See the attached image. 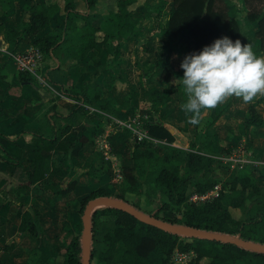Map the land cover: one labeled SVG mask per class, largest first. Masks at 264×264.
<instances>
[{
  "label": "trees",
  "instance_id": "obj_1",
  "mask_svg": "<svg viewBox=\"0 0 264 264\" xmlns=\"http://www.w3.org/2000/svg\"><path fill=\"white\" fill-rule=\"evenodd\" d=\"M115 1L117 12L108 8L104 15L95 12V8L102 4L100 0H51L50 3L24 5L27 20L22 19L13 28H5L0 22V35L2 34L4 40L10 44L9 51L14 54L20 38L49 26L52 16L62 10L63 28L51 30L33 43L44 57L54 55L58 58L56 71L51 70L48 73L46 82L61 85V78L65 72L79 64L91 50L101 51L106 47L108 52L106 67L110 68L113 58L123 46L118 37H130L136 32L128 18L135 11L131 8L136 6L137 0ZM167 1L171 5V10L167 15L165 29L174 37L180 34L191 37L194 41V53H199L216 39L227 36L233 42L239 39L242 44H251L257 57L264 54V0H241L242 17H238V11L232 7V0ZM13 2L14 0H0V16L11 11ZM80 5L83 7L82 10L78 7ZM143 7L148 12L160 13L164 7V0L155 5L144 4ZM117 14L124 20H118ZM242 21L247 29L257 26V31L253 33L257 42H250L243 35L240 27ZM110 38H114L115 41H111ZM143 50L151 52L147 47ZM170 52L171 50L167 48L163 56L154 53L155 62L149 64L150 69H160V78L164 82L175 74L169 60ZM96 66L99 64L96 63ZM109 73L113 80V73L111 71ZM178 76L183 78L182 69ZM0 77L1 79L5 77L2 74V67ZM19 79L34 80L33 76L26 72H19ZM89 85L96 89L93 96L87 95ZM59 95L72 99L74 104L66 113L56 111L54 104L46 109L41 128H46L48 133L40 129L24 128L18 134L19 136L28 133L33 145L32 169L16 174L18 180L16 188L24 194L32 193L33 187L39 191L49 190L55 194H68L74 188L75 181L69 182L64 188L55 181V177H64L65 170L55 160L54 155L61 152L64 155L68 153L71 156L76 155L80 145L87 141V137L79 134L81 126L91 127L96 119L111 121L118 115L121 107L128 105L127 99L118 106L109 97L101 98L96 79L84 83L81 89L63 90L55 97ZM148 99V108L154 120L147 123L148 138L142 141L132 138V166L121 169L122 180L119 184L108 190L96 189L86 196L80 202L79 214L82 215L83 206L92 198L114 196L124 199L127 195H137L144 186L146 189L144 193L147 196L152 190L163 200L157 208L159 211L154 214L156 218L161 211L175 212L173 218L164 220L264 244V194L255 179L258 171H264V166H260L257 171L258 166H255L253 158L248 156L250 161L242 168H233L232 173L221 183V190L216 195L204 200H193L194 195H203L216 187L217 181L213 174L220 167L228 166L222 157L230 155L233 149L218 145L209 133L196 148L189 146L185 149L173 145L174 135L164 126L163 106L169 101L168 95L149 90ZM229 104L227 101L216 107L214 118L208 124H213ZM263 124L264 118L256 107L249 103L238 128L243 133L250 126ZM70 131L76 133L72 141L66 138ZM124 132L132 136L128 129L125 128ZM246 146L250 148V144ZM0 160L16 169H19L21 163L18 157L12 155L1 144ZM18 206L21 218L18 231H27L32 237H37L38 211L33 210L31 213L22 204ZM230 207L240 208L243 217L233 218L229 212ZM90 223L92 233L90 264H169L170 255L174 250L195 253L194 264H264L263 253L248 251L230 243L172 234L143 223L116 207L105 206L95 209L90 216ZM13 249V243L0 245V251ZM81 251L79 235H74L59 259H62V264H80ZM203 258L208 259L207 262L203 263ZM93 259L95 261L91 263ZM0 264L7 263L0 258Z\"/></svg>",
  "mask_w": 264,
  "mask_h": 264
},
{
  "label": "crops",
  "instance_id": "obj_2",
  "mask_svg": "<svg viewBox=\"0 0 264 264\" xmlns=\"http://www.w3.org/2000/svg\"><path fill=\"white\" fill-rule=\"evenodd\" d=\"M100 1L102 4L98 6L100 8H95L96 13L104 15L108 12V8L117 12L115 0L109 5L107 0ZM50 2L51 0H14L11 11L0 16V22L5 28L16 27L22 19L27 20L28 15L23 10L24 5L33 6ZM135 9L128 19L136 28V32L130 37H118V41L123 46L113 58L110 68L106 67L108 58L106 47L101 51L91 50L79 64L65 72L61 78V85L56 82L50 84L46 80L45 84L39 83L33 75V81H21L19 72L11 60L10 44L4 40L2 34L0 35V67L5 76L4 79L0 77V144L21 160L19 169L0 160V245L14 244L13 250L0 251V258L7 264H23L21 261L24 255L22 257L16 255L22 252V242L29 245L34 242L35 247L39 244L28 254L35 262L36 259H40L38 264H47L45 260L54 262L57 256L65 253L67 244L79 233L77 231L82 225L78 214L80 202L96 189L108 190L119 184L122 180L118 179L121 169L132 166L133 137L126 135L125 128L120 127L117 122L144 116L146 123L142 122V124L146 130L147 123L154 120L148 108L149 90L169 97V101L163 106L164 126L174 135L173 145L185 149L189 146L196 148L209 133L214 142L224 148L231 147L236 150L239 147H246L254 165L258 166L257 171L260 166H264V124L250 126L243 133L238 128L249 103L245 104L242 99L233 96L225 101L230 102L229 106L213 124L206 127V124L214 118V109L202 110L199 125L193 126L187 122L190 115L180 107L184 100H187V96L178 73L182 69L181 63L184 58L194 53V41L186 34L174 37L165 29L167 15L171 10L170 3L169 6H165V11L160 13L148 12L143 5ZM117 19L124 20L118 14ZM63 26L64 12L60 10L52 16L49 26L20 38L15 53L34 48L33 43L36 40L44 37L51 30L62 29ZM110 39L115 41L114 38ZM144 47L149 48L151 52L144 51ZM167 48L171 50L169 60L175 74L164 82L160 78V69H150L149 64L155 62L154 53L163 56ZM261 56L264 54L259 55ZM96 63L99 66H96ZM58 64L59 60L56 56L44 57L40 67L43 77L46 79L48 73L55 70ZM110 71L113 73V80ZM182 72L184 76L183 69ZM93 79L98 81L101 98L109 97L119 106L126 96H130L129 105L120 109L118 115L111 121L96 119L91 127L81 126L79 134L87 137V141L80 145L76 155L71 156L69 153L64 155L62 152L54 155L55 160L65 170L64 177H55V181L62 188L69 182L75 181L74 188L68 194H55L49 190L39 191L35 187L30 194L20 192L16 188L18 183L16 174L32 169L33 145L28 133L19 136L18 134L24 128L40 129L48 133L46 128H41L46 109L54 104L56 111L66 113L74 104V101L68 97L55 96L63 90L81 89L84 83ZM95 90L94 86L89 85L87 95L93 96ZM251 103L264 118V96L256 97ZM75 136V131L66 134V138L70 141ZM247 144H250V148L246 146ZM226 164L228 166L220 167L213 175L217 185L210 192L211 196L221 190V183L233 171L231 164ZM255 179L264 194V171H258ZM18 204H22L31 213L33 210L38 211L37 237H32L27 231H18L21 221ZM229 212L235 219L243 217L240 208L230 207ZM158 216V219L164 220L161 212Z\"/></svg>",
  "mask_w": 264,
  "mask_h": 264
},
{
  "label": "clouds",
  "instance_id": "obj_3",
  "mask_svg": "<svg viewBox=\"0 0 264 264\" xmlns=\"http://www.w3.org/2000/svg\"><path fill=\"white\" fill-rule=\"evenodd\" d=\"M181 68L187 101L180 107L191 114L187 122L193 126L200 124L202 110L215 109L233 96L245 104L264 96V56L257 57L252 45L239 39H216L199 53L187 55Z\"/></svg>",
  "mask_w": 264,
  "mask_h": 264
},
{
  "label": "water",
  "instance_id": "obj_4",
  "mask_svg": "<svg viewBox=\"0 0 264 264\" xmlns=\"http://www.w3.org/2000/svg\"><path fill=\"white\" fill-rule=\"evenodd\" d=\"M100 205L116 207L122 211H125L126 213H128L129 215L133 216L135 219L143 223L155 226L163 231L172 234H176L183 237H189V238H199V239L212 240L222 243H230L248 251L264 254L263 243L254 242L251 240H245L238 236L230 235L226 233L207 231L183 224L167 222L158 219L151 214L144 213L138 208L131 205L130 203L123 201L121 199L110 196H99L88 200L82 211V215H81L82 231L80 235V243L82 244L81 249L83 251V254L81 255L80 264H90L91 249H92V239H91L92 233H91L90 216L95 209L100 208L98 207Z\"/></svg>",
  "mask_w": 264,
  "mask_h": 264
},
{
  "label": "rangeland",
  "instance_id": "obj_5",
  "mask_svg": "<svg viewBox=\"0 0 264 264\" xmlns=\"http://www.w3.org/2000/svg\"><path fill=\"white\" fill-rule=\"evenodd\" d=\"M159 1L160 0H137V2L135 4L136 6H134V8H131V9L132 10L133 9L136 10L135 7H138L139 6V8H141V6L144 5V4L155 5ZM240 1L241 0H232V7L236 11H238V17H242V15H243V12H241V9H240L241 8V2ZM107 3H108V5L109 4H112V0H107ZM111 6L112 5H110V7ZM165 6H169V2L167 0H164V7L161 9V12H164L165 11V9H164ZM78 7L81 10L83 9L82 5H80ZM240 27H241V31H242L243 35L246 36L249 39L250 42H253V41H256L257 42V40H255L254 35H253V33L255 31H257V26L256 25L252 29H247L246 26H245V24H243V21H242L240 23ZM101 35L102 34H100V36ZM111 41H113V40L111 39ZM126 99L128 100V105H129L130 96H128V97L126 96ZM121 108L123 109V108H127V107L125 106V107H121ZM139 119L138 120L141 121V123L142 122H143V124L146 123V118L144 116H139ZM208 125L206 124V127ZM139 126H140V128L142 127V125H140V122H139ZM201 132H202V129H201ZM235 151L236 150H232L231 153H230V155H232ZM226 163H229V162H226ZM140 189L141 190H140V192L137 195H134V196L127 195L124 199L127 200V202L133 204L134 207L137 206L138 208H140L139 210H141L142 212H144V213L147 212V214H151V215L154 216L155 212H158L159 211V210H157V208H159L160 203L163 200L161 198H158L157 193H155L152 190L149 192L150 195L147 196L144 193V191L146 190L144 186L141 187ZM110 197H114V196H110ZM114 198H116V197H114ZM124 199H121V200L125 201ZM84 206H83V208H84ZM98 207H105V206L104 205H100ZM82 211H83V209H82ZM174 213L173 212H170V211L169 212H167V211H161V215H162L161 217L164 218V219H169V218L171 219V218L174 217ZM78 214H79V212H78ZM79 217H81L80 214H79ZM81 231H82V225L80 226V228L77 231L79 233L76 234V235H79V239H80ZM38 246H39V244H38ZM37 247H35L34 242H32L31 245H29L28 243L22 242V248H23V249L21 248L22 252H18L16 255H18L19 257H22L24 255L23 258H22L23 260L21 261L23 264H25L26 262H28L26 264H38V262L40 261V259H36V262H35V260H34V258L32 256H28V254L30 252H33L34 251V248H37ZM81 247H82V244H81ZM82 254H83V251H81L80 256ZM60 256L61 255L57 256L54 259V262L53 261L50 262V261H47V260H45V262L47 264H62L61 263L62 259L61 258L59 259ZM195 257H196L195 256V253H193L192 251L186 252V253H184L183 256H181V253H179V251L174 250L171 253V255H170V262H169V264H194V262L196 261ZM207 260L208 259L203 258L202 262L205 263V262H207ZM80 261H81V258H80ZM94 261L95 260L93 259V261H91V263H94Z\"/></svg>",
  "mask_w": 264,
  "mask_h": 264
},
{
  "label": "built area",
  "instance_id": "obj_6",
  "mask_svg": "<svg viewBox=\"0 0 264 264\" xmlns=\"http://www.w3.org/2000/svg\"><path fill=\"white\" fill-rule=\"evenodd\" d=\"M12 55L13 63L18 72H26L33 75L39 83L45 84V78L43 77L42 73L40 72V67L43 62L44 56L40 52V50L36 47L31 48L26 52H17ZM139 117L133 118L130 121H118L117 124L122 127L126 128L131 132L133 139L135 138L136 141H141L142 139L148 138L147 129L145 130L144 125L141 121L138 120ZM142 125L140 128L139 126ZM249 153L245 150L244 147H239L232 155L223 156L222 159L224 162H229L232 168H242V166L249 162L250 159L247 158ZM118 179H122L121 174H119ZM212 191V190H211ZM207 192L203 195H194L192 197L193 200H204L210 198L214 195H210V192ZM178 251V250H177ZM181 256L184 255L186 252H179Z\"/></svg>",
  "mask_w": 264,
  "mask_h": 264
}]
</instances>
